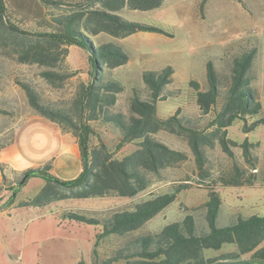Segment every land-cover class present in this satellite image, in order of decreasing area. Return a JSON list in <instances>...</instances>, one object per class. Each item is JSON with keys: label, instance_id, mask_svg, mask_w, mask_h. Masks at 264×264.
<instances>
[{"label": "rangeland", "instance_id": "374dc122", "mask_svg": "<svg viewBox=\"0 0 264 264\" xmlns=\"http://www.w3.org/2000/svg\"><path fill=\"white\" fill-rule=\"evenodd\" d=\"M60 5H46L40 0H5V14L22 33L18 36L31 39L39 33L61 29L56 17L65 14L82 0H58ZM124 18L142 21L162 28L165 33L138 31L125 37H113L105 32L90 36L94 44L114 42L129 55L123 65L104 67L99 76L103 81L115 80L121 90L115 103L107 110L112 113L130 115L129 100L133 90L146 94V85L141 74L145 70H158L165 65L173 67L172 81L166 86L171 92L164 101L157 103V115L167 118L171 115L190 121L202 134L214 130L213 111L203 114L189 85L195 80L201 88L207 86L205 64L211 60L221 74H228L232 58L244 50L255 47L256 56L251 66L250 86L261 103L264 114V0H163L154 9L140 10L124 7L117 11ZM67 53L54 66L19 60L16 49L0 44V148L10 144L18 126L28 117L39 114L28 102L22 83L29 84L42 102L63 110L73 121H85L87 114L78 112L74 102L83 86L93 76L88 52L75 44L64 45ZM45 70L62 75L46 78ZM82 117V118H81ZM257 117L235 119L226 129L234 159L222 149L217 139L202 147L204 164L197 168L195 157L185 136L176 132L159 130L155 137L172 148L186 153V159L161 170L159 175L150 176L148 186L137 194L124 197L114 194L102 197H71L52 201L41 206H20V202L33 197L37 191L35 181L29 177L27 183L17 189L16 178L20 172L10 167L5 170L6 183L0 182V264H122L112 260L115 250L127 239L148 232L159 231L165 224L181 220L185 214H192L198 231L206 230L205 208L209 187L221 196L217 224L224 225L234 220V214H264V176L262 175L264 153V124L250 127ZM62 131H72L64 122H58ZM93 128L91 143L98 145L100 136L111 152L119 158L132 151L134 143L120 144V132L100 118L89 121ZM245 124V125H244ZM95 135V136H94ZM252 146L256 169L248 167L242 155V141ZM20 137L18 138V140ZM45 159L56 151V142L46 140ZM243 169V180L254 177L253 184L229 185L220 182L232 172L233 164ZM14 181V182H13ZM185 184L177 198L150 218L138 230L126 236L109 234L98 240V226L70 219L68 211L96 214L100 219L114 211L130 209L137 201L152 195L173 190ZM13 201L7 204L12 192ZM6 204V205H5ZM14 205V206H12ZM11 206V207H10ZM96 251V254L94 252ZM235 250V245L224 244L219 250L205 249L206 256Z\"/></svg>", "mask_w": 264, "mask_h": 264}, {"label": "trees", "instance_id": "16d2710c", "mask_svg": "<svg viewBox=\"0 0 264 264\" xmlns=\"http://www.w3.org/2000/svg\"><path fill=\"white\" fill-rule=\"evenodd\" d=\"M46 5H60L58 0H40ZM163 0H82L70 5V9L58 17L56 23L60 30L39 33L37 38L26 39L18 36L22 33L18 27L6 18L5 0H0V44L12 46L19 60L37 63L42 66H54L67 53L62 46L78 45L88 53L93 76L80 90L74 105L76 110L87 114L83 120L75 122L73 117L41 101L37 92L26 83H22L30 105L43 117L53 122H64L77 138L81 161L80 172L71 178H63L50 172V161L37 168H26L21 177L16 178L17 189L24 184L19 181L39 176L44 185L31 198L20 202V206H41L52 201L71 197H102L109 194L130 197L145 189L150 176L159 175L161 170L186 159L185 152L159 141L155 133L159 130L176 132L185 136L195 157L199 170L203 167L202 147L211 144L214 139L220 143L223 151L232 159L234 152L230 144L234 141L226 136V129L239 118L257 117L245 131L258 124H264L261 103L252 87L251 66L256 56L255 47L244 50L232 58L228 74L219 73L214 63L205 64L207 86L201 88L195 80L188 83L194 91L195 101L203 114L213 111L214 130L202 134L190 121L171 115L161 118L157 115V103L171 96L166 86L172 81L173 67L165 65L158 70H145L141 74L146 85V94L137 89L129 100L131 114L112 113L107 110L116 99L121 85L115 80L103 81L99 76L104 67L114 68L126 63L129 55L120 45L105 41L94 44L90 36L105 32L113 37H125L138 31H165L155 25L122 17L117 11L124 7L149 10L159 7ZM46 78L62 75L45 70ZM82 118V117H81ZM100 118L104 123L113 124L120 132V144L134 143L135 148L119 158L112 156L100 136L98 145L91 143L93 128L90 120ZM245 125V124H244ZM95 136V135H94ZM251 143L245 138L242 143V155L248 167L256 169ZM3 147V146H1ZM7 166L0 163L2 183H6ZM243 169L233 164L232 172L220 180L233 186L253 184L254 177L243 180ZM264 176V153L262 164ZM14 182V181H13ZM186 185H178L173 190L152 195L137 201L130 209L114 211L100 219L96 214L68 211L66 215L79 222L98 226V240L109 234L126 236L140 229L146 221L164 209L177 198V194ZM12 192L7 204L13 201ZM222 203L220 194L209 187L207 198L203 202L207 229L198 231L192 214H185L181 220L165 224L159 231L148 232L127 239L126 243L115 250L112 260H121L122 264H264V214H234V220L218 225L217 217ZM6 205V204H5ZM235 245V250L222 252L216 256H206L205 249L219 250L224 244ZM95 254L96 251L94 250Z\"/></svg>", "mask_w": 264, "mask_h": 264}, {"label": "crops", "instance_id": "0c3cea01", "mask_svg": "<svg viewBox=\"0 0 264 264\" xmlns=\"http://www.w3.org/2000/svg\"><path fill=\"white\" fill-rule=\"evenodd\" d=\"M46 140L56 142V151L48 159H45ZM46 161L51 163L50 172L59 177L71 178L81 170L77 138L70 132L62 131L57 122L40 114H34L18 126L13 141L0 148V163L10 167L13 171L21 172L29 167H40ZM28 179L24 180L25 184L29 181ZM31 179L35 181L37 190L45 183L44 179L39 176ZM8 209L9 207L0 211L7 212Z\"/></svg>", "mask_w": 264, "mask_h": 264}, {"label": "water", "instance_id": "95a60500", "mask_svg": "<svg viewBox=\"0 0 264 264\" xmlns=\"http://www.w3.org/2000/svg\"><path fill=\"white\" fill-rule=\"evenodd\" d=\"M25 178H26V175L22 176V178H21L20 181H19V184H20V183H23L24 180H25Z\"/></svg>", "mask_w": 264, "mask_h": 264}]
</instances>
